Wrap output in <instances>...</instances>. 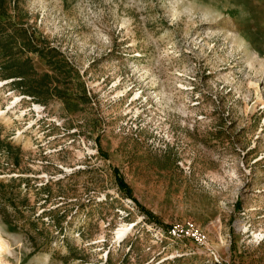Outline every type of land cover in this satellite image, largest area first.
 Wrapping results in <instances>:
<instances>
[{"label": "rangeland", "instance_id": "1", "mask_svg": "<svg viewBox=\"0 0 264 264\" xmlns=\"http://www.w3.org/2000/svg\"><path fill=\"white\" fill-rule=\"evenodd\" d=\"M0 240L264 264V0H0Z\"/></svg>", "mask_w": 264, "mask_h": 264}, {"label": "built area", "instance_id": "2", "mask_svg": "<svg viewBox=\"0 0 264 264\" xmlns=\"http://www.w3.org/2000/svg\"><path fill=\"white\" fill-rule=\"evenodd\" d=\"M170 233L174 237H183L186 235H192L193 237H197V238L201 237V234L196 232H189V229L186 226H180V225H174L171 228Z\"/></svg>", "mask_w": 264, "mask_h": 264}, {"label": "bare ground", "instance_id": "3", "mask_svg": "<svg viewBox=\"0 0 264 264\" xmlns=\"http://www.w3.org/2000/svg\"><path fill=\"white\" fill-rule=\"evenodd\" d=\"M120 233H122L121 231H120ZM3 243H2V241L0 240V250L3 248ZM0 264H3L1 261H0Z\"/></svg>", "mask_w": 264, "mask_h": 264}, {"label": "trees", "instance_id": "4", "mask_svg": "<svg viewBox=\"0 0 264 264\" xmlns=\"http://www.w3.org/2000/svg\"><path fill=\"white\" fill-rule=\"evenodd\" d=\"M26 62H30V58L26 59Z\"/></svg>", "mask_w": 264, "mask_h": 264}]
</instances>
